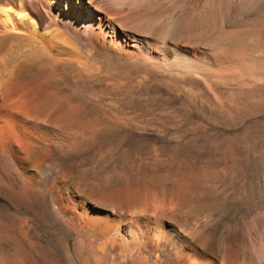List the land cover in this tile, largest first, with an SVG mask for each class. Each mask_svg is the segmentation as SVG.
Listing matches in <instances>:
<instances>
[{"label": "bare ground", "instance_id": "1", "mask_svg": "<svg viewBox=\"0 0 264 264\" xmlns=\"http://www.w3.org/2000/svg\"><path fill=\"white\" fill-rule=\"evenodd\" d=\"M69 3L0 0V264H264V207L233 219L204 211L195 198L208 173L171 180L163 193L86 178L75 164L97 115L78 93L111 77L127 50L113 23H86ZM152 47L144 54L184 73L209 64L174 41Z\"/></svg>", "mask_w": 264, "mask_h": 264}, {"label": "rangeland", "instance_id": "2", "mask_svg": "<svg viewBox=\"0 0 264 264\" xmlns=\"http://www.w3.org/2000/svg\"><path fill=\"white\" fill-rule=\"evenodd\" d=\"M69 1L86 23H113L127 50L111 77L78 93L97 113L74 158L84 176L164 193L171 180L205 172L195 198L204 211L233 219L264 207V0ZM165 41L212 72L172 70L144 54ZM57 75L69 93L71 77Z\"/></svg>", "mask_w": 264, "mask_h": 264}]
</instances>
